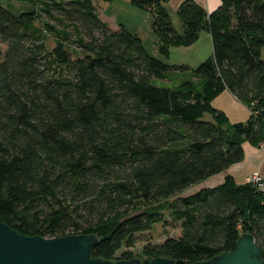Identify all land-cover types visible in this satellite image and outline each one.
Masks as SVG:
<instances>
[{
  "label": "trees",
  "instance_id": "obj_1",
  "mask_svg": "<svg viewBox=\"0 0 264 264\" xmlns=\"http://www.w3.org/2000/svg\"><path fill=\"white\" fill-rule=\"evenodd\" d=\"M128 1L152 15L165 59L210 34L212 54L189 80L163 86L187 67L150 56L136 34L109 27L92 0H40L18 13L0 4V222L29 237L93 234L91 257L113 261L162 222L151 207L176 197L169 210L179 235L145 249L149 260L207 261L243 233L264 260V185L226 177L180 196L242 162L245 143L264 145V0H220L209 14L185 0L176 11L181 33L168 0ZM225 90L251 110L245 122L212 106Z\"/></svg>",
  "mask_w": 264,
  "mask_h": 264
},
{
  "label": "rangeland",
  "instance_id": "obj_2",
  "mask_svg": "<svg viewBox=\"0 0 264 264\" xmlns=\"http://www.w3.org/2000/svg\"><path fill=\"white\" fill-rule=\"evenodd\" d=\"M92 1L96 11L98 13L100 12V18L107 22L109 27L117 28L118 24H123L129 32L136 34L141 39L143 47L150 56L162 60L157 51V39L151 28L152 15L150 13L131 7L126 0H114L111 2L102 0ZM0 4L9 11L18 13L23 10L26 11L39 8L40 0H34V3L20 0H0ZM170 20L176 31L181 33L182 26L178 17L175 14H172L170 16ZM34 25L42 28L39 18L36 19ZM44 43L47 49L50 50L53 48L54 41L51 34L46 32L44 33ZM201 45L203 46V44ZM210 52L211 51L207 53L203 50L201 58L193 61L187 53L182 57V54L172 52L170 58L167 60V63L174 66L185 64L188 68L182 71H170L167 74L168 81L161 84L163 86L172 87L176 83L189 80L192 76V70L205 60V58L210 55ZM261 53V58L264 60V49H262ZM197 188H199V186H195L187 191H184V193L180 196H187L192 192H195ZM175 203L176 197H173L153 205L151 209H155L161 215L162 222L153 224L150 232L137 235V242L134 246L131 248H122V250L117 252L116 259L113 261L122 260V254L127 253L128 258H130L129 260L138 258L144 263L149 260L148 256L145 255V249L148 250L149 247L161 245L168 239L177 238L180 232L179 222L175 221V213L169 210V207L175 205Z\"/></svg>",
  "mask_w": 264,
  "mask_h": 264
},
{
  "label": "water",
  "instance_id": "obj_3",
  "mask_svg": "<svg viewBox=\"0 0 264 264\" xmlns=\"http://www.w3.org/2000/svg\"><path fill=\"white\" fill-rule=\"evenodd\" d=\"M99 239L93 234L59 238L23 236L0 222V264H143L138 258L105 261L91 257ZM148 264H175L174 260L157 257ZM193 264H264L253 236L243 233L232 251Z\"/></svg>",
  "mask_w": 264,
  "mask_h": 264
},
{
  "label": "crops",
  "instance_id": "obj_4",
  "mask_svg": "<svg viewBox=\"0 0 264 264\" xmlns=\"http://www.w3.org/2000/svg\"><path fill=\"white\" fill-rule=\"evenodd\" d=\"M112 1H114V0H112ZM126 1L129 3V5L131 7L135 8L137 10H141V9L133 6L128 0H126ZM183 1H185V0H168V4H167L166 8H167L169 16H171L172 14L176 15V11H177L179 5ZM192 1L195 4H197L198 6H200L207 14L216 10L220 5V0H192ZM108 2H111V1H108ZM142 11H144V10H142ZM99 14H100V12H99ZM119 25H123V24L120 23V24H118V26ZM151 28H152V22H151ZM152 31H153V29H152ZM153 34H154V31H153ZM154 36H155V34H154ZM156 39H157V37H156ZM201 44H203V46ZM212 49L213 48H212L211 36L206 31H203L200 33L198 40L194 44H192L191 46H188V47H171L169 49L168 57H167V59H165L159 52L158 39H157V51H158L160 57L162 58V61H165V62H167V60L170 58L172 52H176L177 54H182V57L187 53L190 55V58L193 61V60L201 58V56L203 55L202 54L203 50H205L207 53H209V51H211L210 52V55H211ZM179 63H182V62H179ZM183 63H187V62H183ZM169 65H171V64H169ZM178 66H186V65L181 64ZM212 106L215 109L223 112L230 123L245 122L251 115V110L246 105L239 102L234 97V95L230 91H227V90L222 92L218 97H216L213 100ZM243 149H244V159L242 162L233 164L228 169H226L224 172L219 173L217 175H214V176L204 180L203 182L195 185V186H199V188H197L196 191L203 189V188H213V187L219 186L223 183V181L226 177L233 178V180L236 182V184H244L245 177L251 173H259V175L264 178V173H263L264 159H263V154H262L261 150L259 149V147H254L248 143H245L243 145ZM195 186H193V187H195Z\"/></svg>",
  "mask_w": 264,
  "mask_h": 264
},
{
  "label": "built area",
  "instance_id": "obj_5",
  "mask_svg": "<svg viewBox=\"0 0 264 264\" xmlns=\"http://www.w3.org/2000/svg\"><path fill=\"white\" fill-rule=\"evenodd\" d=\"M260 149L263 152V159H264V145L261 144ZM244 184L252 185L257 189L262 190L263 189V177L259 175V173H251L247 175L244 179Z\"/></svg>",
  "mask_w": 264,
  "mask_h": 264
}]
</instances>
